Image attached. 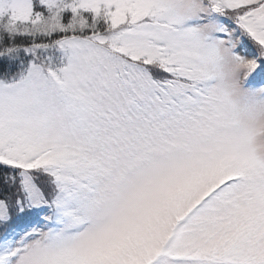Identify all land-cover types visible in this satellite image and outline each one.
<instances>
[{
  "label": "snow or ice",
  "instance_id": "1",
  "mask_svg": "<svg viewBox=\"0 0 264 264\" xmlns=\"http://www.w3.org/2000/svg\"><path fill=\"white\" fill-rule=\"evenodd\" d=\"M0 264H264V0H0Z\"/></svg>",
  "mask_w": 264,
  "mask_h": 264
}]
</instances>
